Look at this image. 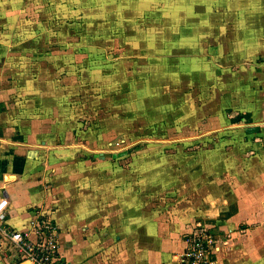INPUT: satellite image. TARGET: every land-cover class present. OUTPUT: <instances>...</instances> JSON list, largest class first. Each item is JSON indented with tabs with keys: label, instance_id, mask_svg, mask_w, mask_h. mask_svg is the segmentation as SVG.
<instances>
[{
	"label": "rangeland",
	"instance_id": "rangeland-1",
	"mask_svg": "<svg viewBox=\"0 0 264 264\" xmlns=\"http://www.w3.org/2000/svg\"><path fill=\"white\" fill-rule=\"evenodd\" d=\"M0 105L48 193L189 200L264 264V0H0Z\"/></svg>",
	"mask_w": 264,
	"mask_h": 264
},
{
	"label": "crops",
	"instance_id": "crops-1",
	"mask_svg": "<svg viewBox=\"0 0 264 264\" xmlns=\"http://www.w3.org/2000/svg\"><path fill=\"white\" fill-rule=\"evenodd\" d=\"M4 106L0 105V117L7 111ZM12 125L16 123L0 121V194L5 193L9 199L10 226L28 232L32 240L39 237L38 230L43 228L48 235L54 228L56 255L63 264H179L185 235L198 221V212L189 200L167 198L159 205H147L138 189L129 192L121 186L116 192L109 187L102 201L98 193H91V202L75 209L65 190L55 192L53 187L48 193L35 181L40 166L33 168L29 155L33 156V150L36 153V146L29 145V155L25 154L28 149L25 153L18 147L11 150L19 135L15 132L19 129ZM7 135L14 139H6ZM17 159L20 163L15 164ZM33 161L38 163L39 157ZM7 176L15 178L8 180ZM43 214L46 218L41 223ZM215 256L216 252L212 258L217 260ZM0 264L32 262L0 239Z\"/></svg>",
	"mask_w": 264,
	"mask_h": 264
},
{
	"label": "built area",
	"instance_id": "built-area-1",
	"mask_svg": "<svg viewBox=\"0 0 264 264\" xmlns=\"http://www.w3.org/2000/svg\"><path fill=\"white\" fill-rule=\"evenodd\" d=\"M9 199L5 193L0 194V239H5L16 253L32 264H63L57 259L55 233L47 235L42 228L37 231L39 237L32 240L28 232L14 229L7 222ZM44 227H47L45 225ZM44 232V234H43ZM215 233L196 223L185 235V248L181 253L179 264H215L212 258L217 250Z\"/></svg>",
	"mask_w": 264,
	"mask_h": 264
},
{
	"label": "bare ground",
	"instance_id": "bare-ground-1",
	"mask_svg": "<svg viewBox=\"0 0 264 264\" xmlns=\"http://www.w3.org/2000/svg\"><path fill=\"white\" fill-rule=\"evenodd\" d=\"M14 176H7V179L10 180L11 178H13ZM15 178V177H14Z\"/></svg>",
	"mask_w": 264,
	"mask_h": 264
}]
</instances>
